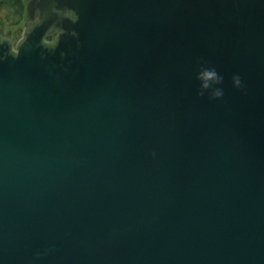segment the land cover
<instances>
[{"label":"water","instance_id":"obj_1","mask_svg":"<svg viewBox=\"0 0 264 264\" xmlns=\"http://www.w3.org/2000/svg\"><path fill=\"white\" fill-rule=\"evenodd\" d=\"M0 264H264V0H26Z\"/></svg>","mask_w":264,"mask_h":264},{"label":"flooded vegetation","instance_id":"obj_2","mask_svg":"<svg viewBox=\"0 0 264 264\" xmlns=\"http://www.w3.org/2000/svg\"><path fill=\"white\" fill-rule=\"evenodd\" d=\"M19 1H20V7H19L20 15H17L15 13H13V12H16L15 6L13 4V2H15V0H0V8L4 9L5 12H11V13H8L6 17L7 18L11 17L13 19L12 21H10V23H8V21H6V19H4V20L0 19L1 33H3V35H8L11 38H13V36L16 32H10V30L8 28L10 26L19 25L18 32H20L23 29L24 24L26 22V0H19ZM22 19H23V21H22ZM5 22L9 25H7ZM21 22H22V24H21ZM21 25H22V29H20Z\"/></svg>","mask_w":264,"mask_h":264},{"label":"clouds","instance_id":"obj_3","mask_svg":"<svg viewBox=\"0 0 264 264\" xmlns=\"http://www.w3.org/2000/svg\"><path fill=\"white\" fill-rule=\"evenodd\" d=\"M198 79H201L204 81V83L202 84V88L207 89L209 87V81L214 82V83H221L223 78L221 76L218 75V73L216 72L215 69H205L204 71H202L200 73V75L198 76ZM233 83L235 85V87L240 88L241 85V79L239 76H233ZM199 95L203 96V92H199ZM223 92L221 90H216L212 93L211 98L212 99H216V98H220L222 97Z\"/></svg>","mask_w":264,"mask_h":264},{"label":"rangeland","instance_id":"obj_4","mask_svg":"<svg viewBox=\"0 0 264 264\" xmlns=\"http://www.w3.org/2000/svg\"><path fill=\"white\" fill-rule=\"evenodd\" d=\"M8 13H11V12H5V10L4 9H1L0 8V19H6V21H8V23H10V21H12L13 19L10 17V18H7L6 16H7V14ZM6 17V18H5ZM20 19V18H19ZM22 21H23V19H22ZM6 23V22H5ZM7 24V23H6ZM21 24H22V22H21ZM7 25H9V24H7ZM18 28H19V25H14V26H10L8 29L10 30V32H18ZM20 29H22V25H21V27H20ZM15 30V31H14ZM17 30V31H16Z\"/></svg>","mask_w":264,"mask_h":264},{"label":"trees","instance_id":"obj_5","mask_svg":"<svg viewBox=\"0 0 264 264\" xmlns=\"http://www.w3.org/2000/svg\"><path fill=\"white\" fill-rule=\"evenodd\" d=\"M14 6H15V9H16V12H13L17 15H20V12H19V7H20V1L19 0H15V2H13Z\"/></svg>","mask_w":264,"mask_h":264}]
</instances>
